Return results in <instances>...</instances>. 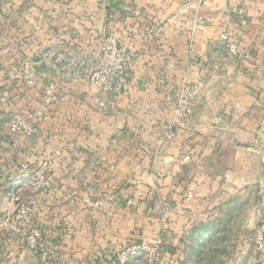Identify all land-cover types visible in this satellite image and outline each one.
<instances>
[{"label":"crops","instance_id":"obj_1","mask_svg":"<svg viewBox=\"0 0 264 264\" xmlns=\"http://www.w3.org/2000/svg\"><path fill=\"white\" fill-rule=\"evenodd\" d=\"M224 31L246 61L219 43ZM104 35L134 55L125 90L111 99L69 76ZM1 40L0 95H40L52 82L59 99L33 119L32 147L16 137L20 159L51 162L46 187L57 196L41 203L53 210L38 221L42 243L59 242L65 258L52 263L47 251L48 264H117L110 254L132 240L160 256L126 264H190V255L262 264L250 240L264 230V0H0ZM183 85L197 94L177 124ZM9 114L0 105L4 161L13 154ZM6 254L0 248V264L38 263L26 250Z\"/></svg>","mask_w":264,"mask_h":264},{"label":"rangeland","instance_id":"obj_2","mask_svg":"<svg viewBox=\"0 0 264 264\" xmlns=\"http://www.w3.org/2000/svg\"><path fill=\"white\" fill-rule=\"evenodd\" d=\"M3 44L4 41L1 40L0 51L4 49ZM46 84L48 83L44 84L43 90ZM42 94L43 92L39 95V92L35 89H29L27 97L23 95H13L10 96L8 100H2L0 95V105H10L9 117L11 118L14 115L21 116L27 125V131L29 133L25 137L23 135L13 134L10 132L11 137L14 138L11 144H8L10 151L13 153L12 157L5 161L0 159L1 170L6 168V170L9 171L6 176L0 175V248H3L4 252L7 253L6 256H1L3 259L5 256L6 262L11 259H18L22 250L28 251L33 257L36 256L38 259L37 264H48V262H50L47 251L50 253L52 263H56V260L59 259V257L60 259L65 258L60 254L61 251L64 250L59 242H54L52 248L50 247L49 249L42 243V234L45 229L44 225L42 226V224L38 221V217L42 216L43 212L50 213L51 210H53V208L46 206L40 210L41 203L49 202L57 195L47 190L46 180L45 185L40 187L37 186L31 179V173L35 171L43 162H47L49 167H51V162L50 160H41L40 162L35 163L34 158L29 160H26V158L20 159L19 144L18 140H16V137H22L26 142L25 144H27L28 147H32L35 137L29 135L31 134L30 130H35V122H33V119L28 116L32 113L31 110L33 109L34 103H37V105L41 103ZM1 147L2 146H0V148ZM4 163L6 166H4ZM49 172L50 168L47 174ZM58 198L65 201L67 196L62 195V198ZM253 235L254 231H252L250 241L255 248ZM32 239L35 242L33 246L30 244ZM187 242H189L190 245H194L193 240L190 238ZM130 245L138 244H135L132 240L129 244L118 246L112 251L109 259L116 261V254L126 246ZM189 250L192 254L193 249L190 247ZM142 256H144V253L134 256L130 258V260L137 259ZM159 256L160 255H158V257ZM228 258V256L203 255L202 257H193L190 255L184 262L190 264L192 262L197 264H222L227 262ZM251 260V264H258L257 258L254 257ZM247 261H249V258H247Z\"/></svg>","mask_w":264,"mask_h":264},{"label":"built area","instance_id":"obj_3","mask_svg":"<svg viewBox=\"0 0 264 264\" xmlns=\"http://www.w3.org/2000/svg\"><path fill=\"white\" fill-rule=\"evenodd\" d=\"M120 1V0H115ZM219 43L226 50V52L237 58L238 61H246L248 54L236 45L233 35L230 31H224L219 37ZM262 54L264 57V45L262 47ZM134 62V55L121 47L112 35H104L100 38V50L96 56L88 55L81 58L76 68L69 72L70 80L80 81L97 89L100 93L108 96L109 99L115 98L128 84L129 69ZM197 94V88L190 85L181 86L174 95V115L175 123L185 121L189 118L193 107V101ZM2 100H5L8 95L6 92L1 93ZM58 96L55 93L54 84L48 83L44 87L40 108L31 113L28 117L32 119H39L44 113L48 112L53 104H57ZM95 103L100 108H105V102L95 99ZM9 132L27 136V125L21 116H13L9 119ZM34 130H30L32 134ZM49 164L43 162L35 171L31 173V179L37 186L43 187L45 185L46 174L49 170ZM261 196L264 199V184L261 188ZM130 203V202H128ZM253 241L257 252L263 257L262 264H264V230L257 228L254 230ZM34 240L30 244L34 245ZM148 253L150 259H158L157 246L148 247L145 244L130 245L120 250L115 257L118 264H125L130 258L139 254Z\"/></svg>","mask_w":264,"mask_h":264}]
</instances>
